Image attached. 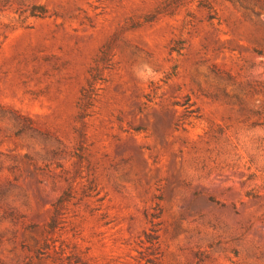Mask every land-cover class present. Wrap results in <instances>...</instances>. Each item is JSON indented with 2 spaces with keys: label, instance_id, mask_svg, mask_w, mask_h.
<instances>
[{
  "label": "rangeland",
  "instance_id": "1",
  "mask_svg": "<svg viewBox=\"0 0 264 264\" xmlns=\"http://www.w3.org/2000/svg\"><path fill=\"white\" fill-rule=\"evenodd\" d=\"M0 264H264V0H0Z\"/></svg>",
  "mask_w": 264,
  "mask_h": 264
}]
</instances>
